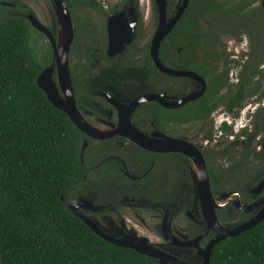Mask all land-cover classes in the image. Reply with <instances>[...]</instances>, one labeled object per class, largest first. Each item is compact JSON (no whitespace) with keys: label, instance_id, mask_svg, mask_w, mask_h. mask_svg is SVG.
I'll list each match as a JSON object with an SVG mask.
<instances>
[{"label":"trees","instance_id":"16d2710c","mask_svg":"<svg viewBox=\"0 0 264 264\" xmlns=\"http://www.w3.org/2000/svg\"><path fill=\"white\" fill-rule=\"evenodd\" d=\"M3 1L22 9L20 0ZM65 1L75 31L70 52L85 45L88 49L85 63H91L93 60L88 54L99 48L98 55L103 62H114L116 58L108 59L101 48L102 35H96V24L83 19L87 13L82 15L80 8L85 9L86 3ZM86 5L90 7L89 3ZM12 9L0 4V264H160L131 248L106 241L63 206L61 195L64 200L83 196L95 204L110 205L117 197L106 192L113 189V184H108L106 179L115 178L114 174L125 176L106 160L107 144L112 142L109 139L99 142L104 154L96 158L89 156L92 148L89 143L83 152V161L80 160L82 132L48 101L36 83L42 69L51 63L50 44L25 17L11 13ZM96 42L99 44L95 45ZM237 47L241 50L235 52L233 49ZM147 48L128 56L142 58L140 62L144 65L134 72L138 79L135 93L150 85L158 89L157 84L150 83L152 74L162 79L169 93L179 96L192 89L190 78L160 72L153 65ZM158 57L168 68L195 72L204 79L206 89L197 99L176 108L144 102L134 112V124L147 126L141 113H150L157 128L162 132L166 128L168 136L184 139L185 134L192 131L193 139L200 136L201 141H212L215 130L211 114L214 111L223 107L237 116L244 102L252 106L250 97L255 96L257 103L264 100L261 0H188L181 17L163 38ZM231 67L236 69L233 80L229 76ZM70 77L78 104L83 94L80 92H92L80 86V78H76L74 72ZM179 81L181 88L176 90L175 82ZM249 117L253 126L250 130L241 129L229 144L222 145L223 140H216L219 150L204 151L214 197L234 191L244 204L263 197L260 194L252 198L249 191L264 178V104H259ZM221 131V135H232L226 123L222 124ZM255 138L257 142H253ZM260 143L263 149L256 152ZM152 155L155 164L148 175L159 173L156 167L159 155ZM215 159L219 161L214 163ZM86 161H90V165L100 164L99 173L93 174V178L86 171ZM106 169L113 172L107 174ZM169 182L168 192L178 187L183 192L180 198L151 194L144 181H136L133 190L143 192L137 195L140 200L190 208L191 180ZM235 209L232 217L218 211V220L225 222L238 217L237 224H230L236 226L258 212L253 216L244 211L236 214ZM208 264H264V218L238 235L215 243Z\"/></svg>","mask_w":264,"mask_h":264},{"label":"flooded vegetation","instance_id":"af4514ba","mask_svg":"<svg viewBox=\"0 0 264 264\" xmlns=\"http://www.w3.org/2000/svg\"><path fill=\"white\" fill-rule=\"evenodd\" d=\"M20 1L23 2V4L20 5L22 6L21 10L14 7L13 4L7 3L3 0H0V4L13 8L11 13L23 16L27 20L28 16L35 17L52 34L49 28L43 24L40 13H38L31 4L26 3V0ZM40 1L44 3V0ZM46 1L52 5L51 0ZM82 1L86 4H90V7L85 4V9L84 6H82L83 8H80L81 13L82 15L87 13V17L83 16V19L86 18L88 22L96 24V27L98 28V34L96 33V35H102V39L100 37L99 38L102 44L101 48L104 51L105 56L108 59L116 58L114 62L105 63L99 57L100 55H98V53H100L99 48H94V52H90L88 54L93 62L85 63V52L88 50L86 46L80 45L79 49H73V52L77 54L76 56L74 53L70 52V45L68 52L70 75L72 72H74L76 78H80V86H84L86 88L88 87L92 92V94L80 92L83 94L80 95L81 97L77 104V98L73 88L76 106L86 120L88 118H96L99 125H102V127H108L109 124L116 125L118 123L119 112H124L129 102L137 96L148 93H156L164 94L168 97V100H174L184 97L192 91L199 90L201 88V85L198 82L190 79L192 81V89L186 94H181L178 96L176 93H169L168 89L166 90V88L163 87L164 83L162 79L155 74H152V78L150 79L152 81L150 83L153 82L157 84L158 89L156 90L150 85V88L139 90L137 93H135V80L138 81V79L135 78L134 72L137 69L143 68L144 65L142 62H140L142 58H128V56L133 54L134 51L142 52V48H147V46L148 53L150 54L151 40L159 24L158 9L154 0ZM180 4L181 0H166V19L171 18L175 14ZM131 25L134 26L133 37L131 40L126 42V40L129 38L128 31L130 30ZM39 32L42 34L44 41H47L50 44L47 36L41 31ZM74 32L73 26V39ZM112 33L117 34L118 39L116 44H112V41L110 40ZM90 35L93 36V32H91ZM94 44L97 45L99 43L96 42ZM122 44H124V47L121 48L118 53L112 56L108 55V52L116 50ZM237 56L239 57L238 54ZM73 69L74 71H72ZM229 76L230 79L233 80L232 72H230ZM52 78H55V73L52 75ZM162 88L163 90H161ZM180 88V81L178 83L175 82V89L180 90ZM153 102L160 105L156 101ZM245 104L246 102L243 103V106L240 108L237 116H232L234 112H227L222 109L223 107L219 108L223 110L222 112H220V110L214 111L211 114L214 127L213 129L218 130L219 135H221L223 133L221 131V126L223 123H225V119H228L236 120L237 126L235 127V134H237L243 128H248L250 130L253 126L250 123L251 117L247 116V112L243 113L246 106L249 107L247 104ZM139 106L140 104L132 112L130 116V123L144 135L151 136L153 132H158L164 136H168L166 134V128L163 129V132L157 128L155 125L154 116H152L150 113H141L145 123H148L147 126L143 124L136 126L134 124V112ZM257 106H254V109ZM162 107L165 108L164 106ZM239 113L244 115L245 123L243 125L237 123L238 119L241 117L239 116ZM230 123L231 121L229 124ZM174 130L178 131L180 129L174 128ZM82 134L83 139L80 154L82 155V158H80V160L83 161V152L87 149V147H89V143H91L92 147L89 156L96 158V156L98 157V155L104 154L102 153V149L99 147V142L109 139L112 142L107 144L108 148L106 151L109 155L106 157V160L116 167L117 171L122 173L125 178L114 174L113 177L116 179H109L107 178L109 176H107V174H110L113 171L106 169V181L108 184H113V189H108L106 192H110L113 198L117 197V200L112 201V204L110 205H99L93 203V200L86 198L92 203L95 209H80V212L92 219L98 220L100 225H102V227L107 232L114 235L115 237L127 238L136 242L138 239L144 237L148 245H151L153 248L163 251L180 261L186 262L188 264H201L204 260L206 245L215 234L211 229L208 228L203 211L199 205L195 170L190 159L179 152H154L143 149L129 141L124 136L118 134L103 140L95 139L85 135L84 133ZM214 136H216L215 133L213 135L212 141L205 140L203 142H198V146L192 143L200 151L203 157L208 178L209 174L207 171L204 151L206 150L208 152L212 150H219V148L215 146L216 139ZM171 137L180 138L178 136ZM230 138L232 139V137ZM84 140L86 141V144L83 146ZM152 153L159 155V158L156 160V162L158 161L156 167L159 168V173L148 175L150 168H152V166L155 164ZM217 161L219 160H213L214 163ZM89 162L90 161H86L84 166L86 171L91 174L90 177H92L93 174L99 173L98 166L100 164L90 165ZM183 178H189L192 182L193 201L190 208H183L180 206L176 207L175 205L168 207L166 205H156L155 203H152L148 200H140L137 199V195L142 194L143 192L133 190L136 188V181H144V183L148 184L145 186V188L148 189L151 194L162 196L164 193V196L174 195L180 198L183 194L181 189L176 187L175 191L170 190L168 192L166 185L167 183H170L169 181L171 180H176L179 183ZM119 181H123L125 183L122 185L119 183ZM152 182L159 185V187H157L156 184H153ZM249 192L252 194V198L259 196L258 193L254 192L253 190ZM229 193L234 194H231L226 204L222 208L216 209V216L217 212L221 210V212L227 217H232L234 216L233 208H236V214H240L241 211H244V213L247 214L253 213V216L260 209V206H252L251 209L237 208L234 205V199L237 200L236 197H238L239 200L241 199V196L234 191L228 192L226 194ZM219 197L220 195H217L214 198ZM258 200L259 199L256 201ZM256 201H251L249 204H253ZM237 218L231 221L219 222L224 226H230L231 223L233 225L237 224ZM141 231L147 232L150 237L141 236Z\"/></svg>","mask_w":264,"mask_h":264},{"label":"water","instance_id":"95a60500","mask_svg":"<svg viewBox=\"0 0 264 264\" xmlns=\"http://www.w3.org/2000/svg\"><path fill=\"white\" fill-rule=\"evenodd\" d=\"M154 1L158 9L159 24L150 44V58L152 62L154 63L155 67L164 74L173 77H188L193 81L198 82L201 85L199 90H194L184 97L174 100H168V97L164 94H143L131 100L126 106L124 112H119L118 123L116 125L109 124L108 127H97L91 125L77 108L73 94L68 61V52L73 40V24L65 0H51L57 19L56 38L52 36V34L35 17L28 16L30 24L47 36L52 49V63L46 66L40 72L36 78V83L38 87L44 92L48 101L55 108L64 112L68 116L69 120L74 124V126L85 135L98 140H103L118 134L124 136L129 141L143 149L154 152H179L190 159L195 170L199 205L203 211L208 228L211 229L215 234L206 245L204 260L201 263L208 264L209 254L215 243L224 238L238 235L244 230L254 226L264 218V196L253 204H244L234 199V205L237 208L251 209L252 206L259 205H262V207L251 219L246 222L233 227L222 225L216 216V209L222 208L226 204L231 194L234 193L224 194L220 195L219 198H214L210 191L209 178L206 173L205 162L200 151L192 143L185 139L164 136L158 132H153L151 136L144 135L130 123V116L132 112L139 104L143 102L151 100L158 102L165 108H176L189 101L197 99L203 94L205 89V81L201 76L192 71L174 70L168 68L161 63L158 57V49L161 40L170 32L175 23L179 20L187 6L188 0H181V4L177 8L175 14L169 19H166V0ZM261 5L264 9V0H261ZM133 27L134 26L132 25L130 26V30L128 31L129 38L126 40V42L131 40L133 37ZM124 44H122L116 50L108 52V55L112 56L118 53L121 48L124 47ZM54 73L56 77L55 80L52 78ZM85 144L86 141L84 140L83 146ZM80 158H82V155H80ZM263 187L264 178L253 189V191L259 192L263 189ZM60 198L65 208L80 218L94 233L106 241L117 246L131 248L148 258L156 260L160 264H188L163 251L153 248L151 245H148L144 237L138 239L136 242L127 238H118L110 234L102 227V225H100L98 220L92 219L80 212V209H95L92 203L86 198L81 196L71 200H64L62 195Z\"/></svg>","mask_w":264,"mask_h":264},{"label":"rangeland","instance_id":"374dc122","mask_svg":"<svg viewBox=\"0 0 264 264\" xmlns=\"http://www.w3.org/2000/svg\"><path fill=\"white\" fill-rule=\"evenodd\" d=\"M25 2L28 3V4H31L33 6V8L38 13H40L43 24H45L49 28V30L52 32V35L56 38V35H57V19H56V15H55V11H54L53 4L50 5L46 0L43 1L44 3H42L40 0H26ZM49 12H50V15H49ZM225 39H226V37L224 38V40ZM228 46L231 47L229 45V42H228ZM242 46H244V45L242 44ZM233 50H235V52H238V51L241 50V47H237V49H233ZM230 71L232 72V79H233L234 76L236 75V69L235 68H232ZM55 78H54V80H55ZM250 99H251V101H253V103H252V106L253 107L251 106L249 108V107L246 106V108L243 111V113L244 112H247L248 113V117H249V114L254 110V106H257L258 104H260V106H262L264 104V100L260 101V103H257V101H254L255 100V96H252V98L250 97ZM220 108H222V107H220ZM219 110H220V112H222L224 109L223 110L222 109H219ZM239 116H241V117L238 119L237 123L243 125L245 123L244 115L239 113ZM247 120H248V118H247ZM87 121L91 125H93V126L102 127V125L101 126L99 125L98 120H96V118H90V119L88 118ZM230 121H231V123L229 124ZM224 122L228 126L231 127V129H232V135H219V131L218 130H215L214 131V133L216 134V136H220V137L214 136V138L216 140H218V141L219 140H221V141L223 140V144L222 145L229 144L228 141H231L232 140L230 137L235 138V127L237 126L236 120H228V119H225ZM193 131H194V129H193ZM178 132L179 133H182L183 131L180 129V130H178ZM194 135H195V133L191 131V132L185 134V138L184 139L187 140L190 143L195 144V145H196L197 142H203V141H201L199 139L200 136H198L197 138L195 137V139H193V136ZM225 139H226V141H225ZM257 139L258 138H255L253 140V142L254 141L257 142ZM262 149H263V144L262 143H260V144H258L256 146V152H259ZM261 192L262 191L257 192L258 195L261 194L262 196H264V192L263 193H261ZM236 198L238 200V197H236ZM238 201H240V200H238ZM259 206H260V208L262 207V205H259ZM229 227H233V226H229ZM140 234H141V236H149L150 237V235L147 232H142L141 231Z\"/></svg>","mask_w":264,"mask_h":264},{"label":"bare ground","instance_id":"6f19581e","mask_svg":"<svg viewBox=\"0 0 264 264\" xmlns=\"http://www.w3.org/2000/svg\"><path fill=\"white\" fill-rule=\"evenodd\" d=\"M117 39H118L117 34L112 33V35H111V41H112V44H116ZM195 187H196V186H195Z\"/></svg>","mask_w":264,"mask_h":264}]
</instances>
